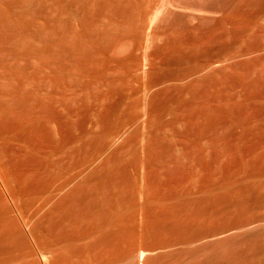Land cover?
Here are the masks:
<instances>
[{
	"label": "rangeland",
	"instance_id": "374dc122",
	"mask_svg": "<svg viewBox=\"0 0 264 264\" xmlns=\"http://www.w3.org/2000/svg\"><path fill=\"white\" fill-rule=\"evenodd\" d=\"M0 264H264V0H0Z\"/></svg>",
	"mask_w": 264,
	"mask_h": 264
},
{
	"label": "bare ground",
	"instance_id": "6f19581e",
	"mask_svg": "<svg viewBox=\"0 0 264 264\" xmlns=\"http://www.w3.org/2000/svg\"><path fill=\"white\" fill-rule=\"evenodd\" d=\"M139 259H140V260L142 259V254H141V256L139 257Z\"/></svg>",
	"mask_w": 264,
	"mask_h": 264
}]
</instances>
